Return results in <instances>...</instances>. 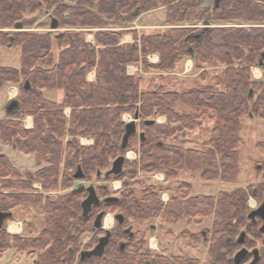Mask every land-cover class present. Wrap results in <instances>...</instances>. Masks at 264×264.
<instances>
[{"label":"trees","instance_id":"1","mask_svg":"<svg viewBox=\"0 0 264 264\" xmlns=\"http://www.w3.org/2000/svg\"><path fill=\"white\" fill-rule=\"evenodd\" d=\"M159 6L166 8V21L173 25L217 19L264 24V0H221L218 6H212L211 13L202 6V0H99L97 5L73 8L70 20L62 23L72 25L71 17H77L79 20H74L77 25L104 26L107 23L91 11L90 8L94 7L108 16L114 15L117 9L115 18L124 22L125 18L120 14L134 19L142 12ZM190 32L188 28L174 27L142 35L139 39L135 35L134 42L120 43L117 32L99 30L95 33V44L75 33L76 36L69 39L54 62L49 50V35L16 34L23 35L19 40L23 50L22 66L20 70L0 66V87L8 81H18L20 74L27 80L19 86V108L0 119V138L3 143H9L25 153H34L35 161H45L46 166L35 172H20L0 153V211L9 212L17 203L41 202L40 195L30 193L35 180H40L43 188L51 189L58 184L62 187L71 185L73 173L78 168L83 173L82 179L94 172L101 176V168L108 165L110 158L127 149L135 135L130 136L126 148L122 149L124 124L121 117L124 112H139L143 122L147 117L154 119L159 115H165L170 120L176 115V104L214 112L210 147L201 150L164 143L162 139L170 135L175 127L166 122H144L147 135L140 137V160L131 163L135 166L131 170L134 173L136 168L158 171L168 177H175L186 170L197 172L203 179L219 178L225 183H236L239 175L240 117L251 113L264 118V25H251L247 29L213 28L200 44L194 43V46L188 38ZM27 36L36 37L29 41L25 39ZM149 54L158 55L157 68L162 71L172 69L185 54L199 56L204 61H225L228 64L223 75L224 89L215 90L207 85L182 92L158 88L140 91V77L129 75L126 67L139 60L144 61ZM46 57L50 62L48 66L35 64L36 59ZM233 57L240 60V67H232ZM261 59L263 65L259 66ZM252 63L262 69L260 81H252L247 66L243 67V64ZM92 70L95 78L90 81L87 74ZM44 89L62 90V99L58 102L47 99ZM255 90L257 93L252 92ZM67 107L70 109L69 116L64 114ZM28 115L34 119L31 129L24 128L22 124V119ZM67 134L71 138L64 143L63 138ZM80 136L91 137L93 144H78L76 138ZM124 164L117 175L106 177V170L103 173L105 179L124 177ZM21 175L24 177L21 178ZM184 187L185 191L189 189L188 184ZM152 189L147 188L140 197L135 195L134 189H130L115 201L103 203L106 208L116 207L123 212V224L115 226L109 243L110 252L104 251L99 257L78 259L76 264H145L146 260H150L151 264H200L197 258L171 256L169 259L148 252L147 241L135 242L134 233L130 237L123 232L128 229L125 226L128 216L139 220L161 217L175 221L213 216L209 234L218 249L211 243L209 264H232L223 258V247L226 237L235 235L237 222L243 219L247 189L239 187L231 192L186 199L175 195L166 203ZM84 190H72L55 200L48 199L44 203L45 224L41 234L34 238H17L16 234H9L6 224L11 217L5 218L0 227V252L11 247L18 250L41 249L36 264H72L80 251L78 238L92 229V218L96 212L91 211L88 217L82 216L80 201ZM101 205L100 202L92 210ZM122 241L128 242L124 251L118 250V243Z\"/></svg>","mask_w":264,"mask_h":264},{"label":"rangeland","instance_id":"2","mask_svg":"<svg viewBox=\"0 0 264 264\" xmlns=\"http://www.w3.org/2000/svg\"><path fill=\"white\" fill-rule=\"evenodd\" d=\"M99 0H95L93 5H97ZM73 4V2H71ZM205 6L203 7L211 13L212 6L215 4V0H206ZM87 3L85 6H89ZM84 6V7H85ZM83 7V8H84ZM74 11V10H73ZM92 11L96 12L95 15L99 20L101 17H110L103 13H99L97 7L92 8ZM125 18V21L117 20L115 17L110 18L108 21L104 20V26H86V25H77L74 23V20H79L77 17H71V24L65 25L61 24L58 30H55V33L62 32L63 37L59 38L58 36H49V41H51L50 51L52 55V62L56 61L58 52L64 48L69 42L70 38H73L75 33L76 35L81 37L84 36L86 40L91 42V44L97 43L95 40V33L99 30H103L107 33H110L112 30H115L121 37L120 43H132L130 40L134 35L139 39L142 35L155 34L165 31L164 30H151L150 26H142L144 25L143 19L139 22H135L129 15H121ZM207 18H210V15ZM120 18V17H119ZM38 21L33 24L26 26V31L22 32L14 30L12 26L1 27L3 28H11V31L4 32L0 30V66L3 67H11L17 70H20L22 66V45L19 42L20 38H23V33H32V34H46V29L49 28L47 25H42L43 16L38 17ZM118 25H117V22ZM39 22V23H38ZM84 22H89L85 20ZM207 23V24H206ZM206 24V25H205ZM256 22H247L243 20H213L210 22H185L181 25L183 28H188L192 32L188 36L191 39V46L195 44H200L203 38L208 35L213 28L216 29H229V28H251L252 26H261L264 24H257ZM186 25L187 27H184ZM207 26V27H205ZM108 28V30H107ZM9 33L12 34L14 40H11ZM123 34H127L128 38H123ZM199 34V37H195ZM75 35V36H76ZM131 36V37H130ZM18 37L17 42L15 39ZM36 36H27L26 40H32ZM123 38V39H122ZM51 39V40H50ZM193 40V41H192ZM131 41V42H130ZM151 55V54H149ZM157 55V54H156ZM148 56V55H147ZM145 57L144 61H140L132 64L135 65V70H131L134 76L140 77V91H150L154 88L162 89V90H174L178 92H182L188 90L192 87H205L207 85L211 86L215 90L224 89L223 75L224 70L226 69L225 61H221L218 59H212L208 61L202 60L199 56L193 57L189 56V54L183 55V57L174 65V67L170 70L162 71L157 68V64L159 63V59L155 57ZM229 56V55H227ZM228 60V58H225ZM186 61L191 63L188 70L184 68ZM191 61V62H189ZM35 64H40L41 66H48L50 62L48 58H39L36 59ZM232 67L238 68L241 66L240 60L236 57L232 58ZM250 73V78L252 81H260L263 77L262 69L256 64L252 63L251 65H244L243 67ZM185 70V71H184ZM127 72V67H126ZM95 78L94 70L90 71L87 74V79L92 81ZM27 80L23 75H19V79L16 82L8 81L5 84L14 85L17 87L19 91V86H22L24 82ZM14 89H12L11 94L14 93ZM48 91H58L56 89L48 90L44 89L43 94H49ZM251 91V90H250ZM61 97L63 95L62 90ZM253 93H257L256 90L252 91ZM6 94V87H0V117L5 114L4 110V98ZM18 93L16 94L14 99H17ZM68 109V110H67ZM176 115L172 117L170 120H167L165 115H159L155 117V121L157 123H168L169 126L175 127L173 132L170 133L162 142L174 145L181 146L182 148H197L201 150H206L210 147L209 137L210 130L215 121V115L212 110H196L193 107L185 106L182 104H176L175 106ZM67 112V114L65 113ZM64 114L66 116L70 115L69 108H65ZM134 112H124L122 114V121L125 125L127 121L134 118ZM33 122L34 119L31 116ZM154 118V117H153ZM152 118L147 117L146 120H150ZM124 129V128H123ZM146 127H144L143 118L140 117L138 121H136V133L132 136V139L129 143L127 149L122 152L117 153L113 158H110L108 165L101 168V176H97L96 173H91L85 179H81L80 185H83L85 188L93 185L98 197L101 200V206L98 209H93L94 216L92 220L95 219L96 215L100 212H104L103 222L106 217H112L113 223L111 227L116 225V220L114 219V214L123 213L119 208L116 207H104L103 199L106 197H121L125 192L130 189L135 190V195L140 197L142 192H146L147 188L156 191L159 199L166 203L169 201L172 196H182L185 199L190 197H202L207 195H217L219 192H231L232 190L242 187L247 189L248 192H251L253 187H257V182L261 181V177H257L256 165L257 163L264 158V118L259 116H253L250 114H243L240 117V145H239V175L236 183H225L222 182L219 178L213 179H203L197 172L194 171H181L177 173L175 177H168L163 172L158 171H149V170H141L140 168H136L135 173L131 170V168L135 167L131 166L133 161L140 160L141 149L139 147L140 143V133L143 136L146 134ZM70 135H65L63 138V142L65 143L68 139H70ZM78 144L90 146L93 144L94 140L91 137L80 136L76 138ZM66 151V150H65ZM1 152V151H0ZM34 154V153H32ZM123 154L126 156V161L124 162V177L119 178H110L108 180L105 179L103 173L111 168L112 162L116 156ZM36 157V156H35ZM65 158V157H64ZM63 158V160H64ZM62 160V161H63ZM36 162V161H35ZM36 167L41 168L46 166L45 161H41L40 163L36 162ZM63 164L61 163L60 166ZM38 169H33L30 172H35ZM77 171V170H76ZM74 171L73 174L76 173ZM24 176L21 175V178ZM60 179V174H59ZM75 181V179H74ZM74 181L71 185L62 187L59 184L55 188L45 189L42 187L40 180H35L33 182V189H31V195H40L41 202H29V203H17L10 208V210L15 209V213L13 218L15 220H22L25 225V235H16L17 238L25 237L27 234L34 238L39 236L41 233V229L45 224L46 210H44V203L48 200H55L57 197L62 196L69 191H72ZM188 184L189 189L185 191L184 185ZM1 189V186H0ZM145 190V191H144ZM185 191V194L182 193ZM86 190L82 195V200L86 197ZM36 197V196H35ZM32 199V198H31ZM254 199L252 197H248V201H246V209L245 212L249 209V204H254ZM82 202V201H80ZM102 208V210H100ZM12 218V217H11ZM12 220V219H11ZM213 222V216L211 217H192V218H180L178 220H167L161 217L155 218H146V219H136L131 216L126 217V225L128 229H131L135 233L134 241L142 240L149 247V237L156 234L158 237L159 244L158 246L165 247L166 256H179L185 258H197L200 264H209V258L207 255L208 247L211 242V235L207 230L209 227L211 228ZM105 224V223H104ZM104 226V225H103ZM33 229V230H30ZM100 231H92L84 232L78 238V248L79 250L85 249L89 246H94L97 238H99L101 232ZM34 234V235H33ZM205 234V235H203ZM13 235V234H11ZM21 236V237H20ZM156 244V243H152ZM209 244V245H208ZM157 246V247H158ZM155 247V246H154ZM160 247L159 250H160ZM150 249V248H149ZM16 250V249H15ZM144 250V248H143ZM17 251H19L17 249ZM24 251L28 257H34L35 261L40 254L41 249L37 250H22ZM154 251L153 249L150 250ZM32 256V257H31ZM79 259V253L76 256V260L73 261L72 264H76ZM28 264H31V260L28 259Z\"/></svg>","mask_w":264,"mask_h":264},{"label":"flooded vegetation","instance_id":"3","mask_svg":"<svg viewBox=\"0 0 264 264\" xmlns=\"http://www.w3.org/2000/svg\"><path fill=\"white\" fill-rule=\"evenodd\" d=\"M94 1L95 0H0V26L1 27L12 26L14 30L17 31L21 30L22 32H24L26 31L25 27L35 24L39 20L38 17L41 15L43 16L42 25L44 24L46 26L47 25L49 26V28L46 29L45 31L46 34L49 36L60 37L63 35L62 32L55 33L54 31L59 29L63 21L70 20L71 10L73 8L81 9L82 7L85 6L83 2H85V4L87 5V2L93 4ZM71 2H73V4ZM90 9L92 11V8ZM92 12L97 15L96 12L94 11ZM116 13H117V9L115 10L114 15H111L110 17H101V19L108 21L110 18L115 17ZM18 23H21L22 27L16 29L15 25ZM52 23H57L55 28L51 27ZM3 29L5 31L13 30L11 28H3ZM3 29L0 28V30L4 32ZM8 35H10L11 40L13 41L14 38L12 34L9 33ZM262 58H264V54H262ZM260 61L262 62L263 65L262 59ZM151 120H154V122H156L155 118ZM256 171L259 172L257 174V177H261V181L257 182V187H253L252 191L248 192V197L250 196L255 200L254 204L250 205V203L248 202L249 209L244 213L242 221L237 222V232L233 237L227 236L224 243L223 254L225 257L223 258H226L227 260L231 261L232 264H264V158L257 163ZM248 197L246 201H248ZM91 211L92 209L88 212L86 217L89 216ZM103 218L104 215L102 217L101 227L98 229L94 228L93 225L95 219L92 221V231L95 230L100 231L104 229L99 236L100 238L105 234L106 230L109 229L110 236L104 251L110 252L109 243L111 241V236L115 231L116 225L111 227L113 223L112 217L109 216L106 217L104 222H103ZM107 218H110V220H108ZM107 221H109V224L107 223ZM121 223L123 224V222ZM121 223L116 221V224L121 225ZM207 230L209 231L210 227ZM123 232L125 234H128V236L130 237H133L135 234L131 229L128 230L124 229ZM241 234L243 235L241 236ZM99 238H97L96 242L94 243L95 245L97 244ZM211 243L214 244L215 249H218L217 245L214 243V240H212L210 242V245L208 244L209 245L208 251L210 249ZM94 246H89L86 247L85 249H81L79 251V259L82 251L91 250ZM127 246H128V242L122 241L118 243V250L124 251ZM147 249L148 252L150 253L160 254L167 258L169 257L162 254L161 251L158 252L150 251L151 249L156 251V246L155 247L147 246ZM208 251H207V255H208ZM91 257H99V256H91ZM235 257L239 259V262H236L234 260ZM169 258L171 259V256ZM145 264H151L150 260H146Z\"/></svg>","mask_w":264,"mask_h":264},{"label":"crops","instance_id":"4","mask_svg":"<svg viewBox=\"0 0 264 264\" xmlns=\"http://www.w3.org/2000/svg\"><path fill=\"white\" fill-rule=\"evenodd\" d=\"M205 2H206V0H202V6L206 5ZM142 19H143V23H144V25H142V26H150L151 30H155V29L164 30V29H170V28H174V27H183L182 25H173V24L168 23L166 21V8L164 6H159L155 9L142 12L141 14H139L136 17V19L134 20V23L139 22ZM118 22H117V25H118ZM184 27H187V26L184 25ZM122 37L128 38L129 36L127 34H123ZM134 37H135V35H134ZM134 37L130 38V40L132 42L135 41ZM120 39H121V37H120ZM59 52H58L56 60H58V58H59ZM149 56L155 57L156 59H159L158 55H156V54H151V55H148L147 57H149ZM189 62H191V61H189ZM131 65L132 64L127 66V73L129 75L132 74L131 70H135V67H136L135 65H133V66H131ZM190 65H191V63H188L186 61L184 68L187 69V67ZM3 87L4 88L6 87V94H5V98H4L5 114L2 117H0V119L6 118V115L8 114L6 112V106L9 103V101L11 99H14L16 94L18 93V89L14 85L5 84V85H3ZM12 89L15 90L13 94H11ZM60 91L61 90L51 91V92L48 91L49 92L48 96L47 95H44V96L51 101H57L58 102L62 99ZM69 112H70V109H69ZM65 113L67 114V112H65ZM22 124H23L24 128L31 129L33 127V120L31 118V116L28 115V116L24 117L22 119ZM0 151H1L0 152L1 154H3L4 156H6L9 159L12 166L20 172L31 171V170L33 171V169H39L36 167L37 165L35 162V154L25 153L24 151H21L20 149L16 148L15 146H13L9 143H3L1 141V138H0ZM9 212L11 213V217H12L11 219L12 220L8 221L6 224L7 232L9 234L25 235L24 231L26 228H25L23 221L22 220H15V218H13V215L15 213V209L10 210ZM12 225H14V226H12ZM30 230H33V229H30ZM30 235H32V234H27L25 237H31ZM149 242H150L149 246H153V247L156 246V251H161L162 254L167 255L165 253L166 252V250H165L166 246L165 247L158 246L159 241H158V237L156 234L149 237ZM152 243H156V244H152ZM157 246L160 247V250ZM28 259L31 260V264H36L34 257H32V258L28 257L27 254L22 250L17 251V249L15 250V248L11 247V248L4 249L3 251L0 252V264H28Z\"/></svg>","mask_w":264,"mask_h":264},{"label":"water","instance_id":"5","mask_svg":"<svg viewBox=\"0 0 264 264\" xmlns=\"http://www.w3.org/2000/svg\"><path fill=\"white\" fill-rule=\"evenodd\" d=\"M220 1L221 0H215V5L218 6ZM56 25H57V23H52L51 27L55 28ZM21 27H22L21 23H18L15 25L16 29H19ZM205 27H207V26H205ZM195 37H199V34H197ZM259 65H262L261 61L259 62ZM27 87H28V84H26V88ZM18 108H19V103H18L17 99H11L6 106V112L11 113V112L17 110ZM138 119H139V112H136L134 114V118L125 124L124 134L122 136V144H121L122 149L126 148L130 136H132L133 134L136 133V121ZM153 123H154V120H145V124H153ZM140 136L143 137V134L140 133ZM125 159H126L125 155H119L118 157H116L112 162L111 168L105 172V176L107 177L109 175L119 174L122 171V166L124 164ZM73 177H74L75 181H74L72 190L81 191V190L85 189L87 192L86 197L82 200V202L80 204L81 209H82V216L86 217L88 212L92 209V207L98 205L101 202V200L98 197L96 190H95L93 185H90L86 188L83 185H80V181L83 178V173H82L80 168L77 169V171L73 175ZM116 199H117L116 197H106L103 199V202H113ZM103 215H104V212H99L96 215V218H95L94 224H93L94 228L98 229L101 227ZM7 217H11L10 212H1L0 211V227L3 225V222H4L5 218H7ZM114 219L119 223L124 221V217L121 213H116L114 215ZM242 235L243 234H241V236ZM109 236H110V231H109V229H107L105 234L98 239L97 244L91 250H85V251L81 252L80 259L84 260L85 258H89L91 256H101L104 252L105 246L108 243ZM239 241H240V239H239ZM234 260L236 262H239V259L237 257H235Z\"/></svg>","mask_w":264,"mask_h":264},{"label":"bare ground","instance_id":"6","mask_svg":"<svg viewBox=\"0 0 264 264\" xmlns=\"http://www.w3.org/2000/svg\"><path fill=\"white\" fill-rule=\"evenodd\" d=\"M130 120H132V119H130ZM130 120H129V121H130ZM137 121H138V120H137ZM127 122H128V121H127ZM144 122H145V121H144ZM107 219L110 220V218H107ZM107 223L109 224V221H107ZM12 226H14V225H12Z\"/></svg>","mask_w":264,"mask_h":264},{"label":"built area","instance_id":"7","mask_svg":"<svg viewBox=\"0 0 264 264\" xmlns=\"http://www.w3.org/2000/svg\"><path fill=\"white\" fill-rule=\"evenodd\" d=\"M189 69V67H187V69L186 70H188Z\"/></svg>","mask_w":264,"mask_h":264}]
</instances>
